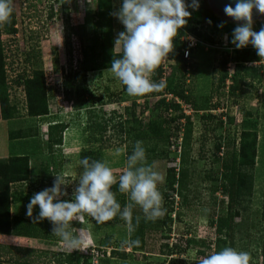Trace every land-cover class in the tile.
Segmentation results:
<instances>
[{"label": "rangeland", "instance_id": "rangeland-1", "mask_svg": "<svg viewBox=\"0 0 264 264\" xmlns=\"http://www.w3.org/2000/svg\"><path fill=\"white\" fill-rule=\"evenodd\" d=\"M190 3L191 0H186V4ZM120 4L121 0H13L17 31L13 35L0 33V43L5 56L8 102L15 109L16 115L11 119L0 118V161H6L16 155H26L29 159V175L37 177L40 184L37 183V188L31 191L25 183L9 185L12 192L22 189L25 197L24 201L20 202L13 196L9 214L28 217L25 206L32 195L52 186L55 177L49 169L65 177L64 187L67 196L61 199L70 200L77 185L76 179L82 170L79 160L85 156L107 162L118 180L126 166L125 157L131 153L135 145L136 141L133 142L135 136L133 132L127 134L119 131L115 125L113 127L106 125L105 131L101 132L95 127V123L100 121L101 115L107 117L111 112L125 115L126 108L132 107L141 122L142 129L139 128L141 130L145 129L148 122L153 120L158 122L179 112L190 116L192 133L186 150L188 162L186 167L190 171L186 193L188 202L180 206V197L173 194L174 210L168 213L172 218L171 222L164 221L149 230L145 235L144 247L139 250H131L127 246L128 229L123 220L113 218L98 224L92 217L85 215L82 217V223L72 222L84 237L79 249H69L59 238L51 234L48 237L0 234V245L7 244L21 249L20 251L0 249V264H20L14 262V258L17 255L21 258L26 256L23 251L26 248L33 249L36 253L46 252L45 255L38 257L34 255L35 253L30 256L34 258L35 263L38 262L37 264H54L56 254L72 251L97 256L104 249L108 255L109 249L100 247L102 238L106 236L111 238L114 248L127 252L125 259L110 256L109 264H198L203 258L198 251L204 248L205 243L212 244L210 253L214 249L217 252L222 249L221 242L216 246L213 244L214 234L209 227V219L225 214V197L213 192L211 190L213 182L205 178L209 172L216 175L221 170H228L229 166L214 157V145L220 142L225 150L224 143L231 139L237 150L242 132H255L256 145L254 167L252 170L246 168L245 171V175L253 173L251 197L241 199L235 207L238 209L234 225L235 250L247 252L250 257L249 264H261L264 225L261 220L264 183V58L259 57L261 63H256L260 76L253 80L248 77L245 79L241 87L244 90V97L238 99L236 104L231 97L226 96L230 80L225 81V86L211 95L212 69L216 62L213 59L214 50L218 48L231 52L235 48L231 46L232 44L228 45V35L217 32L216 28L221 24L224 29L237 27L243 22L229 24L231 21L220 17L207 0H199L198 9L193 10L191 7L187 9L191 16L186 18L187 23L173 38L177 52L180 51L182 44L175 46L176 39L183 43L185 37L191 36L195 39V46L186 63L194 64L195 72L184 75L183 86L188 97L179 100L178 111L172 109L166 111L165 107L158 103L161 97L156 92L143 96L128 95L125 86L112 74L109 64L85 73V84L92 91V97L76 99L72 95L68 99L63 91V80L65 74L76 71L78 73L74 85L81 82L80 61L84 47L92 46L95 40L107 38L111 43L112 52L122 54L120 46L115 45V39L124 31V26L112 15L118 11ZM262 26L264 14L253 20L254 31L258 32ZM206 35L211 41L205 38ZM245 48L251 51L254 47L249 44ZM230 49L232 50L229 51ZM94 51H97L96 48ZM173 64V59L164 57L162 63L164 74L170 72ZM234 65L233 62L228 64L231 73ZM33 70L41 72L47 92L46 104L49 113L40 118L26 115L23 86L14 83L19 75L22 79L27 78ZM175 76H178L177 71ZM98 97L102 98L103 103L98 102ZM169 98L165 97V102H168ZM133 102L136 106L131 107ZM195 103L205 104L207 109L193 111L192 105ZM213 104H217L218 108L211 109ZM206 114H212L214 118L206 119ZM51 121H58L66 126L61 133L55 132V145L46 143L47 135L49 136L47 123ZM179 122L182 124L183 119ZM179 130L176 128V122L168 124L166 132L171 135L170 144L165 147L168 153H172L171 144L174 140L182 138ZM58 134L60 137H57ZM17 136L25 137L16 138ZM148 136L152 137L151 134ZM149 140L141 141L144 147L152 143ZM162 146L158 143L154 155L146 156V164L153 166L165 177L167 168L178 166V160L176 161L173 154H168L166 159L161 153ZM231 149L232 147H229V150ZM97 151L100 157L95 158L91 152ZM44 166L46 171L43 172ZM158 187L160 191L168 192L165 180ZM162 198L164 207L166 199L163 195ZM116 199L128 202L126 194L117 193ZM135 210H140L139 206H136ZM38 212L39 208L35 206L33 216ZM157 220L160 221L161 218ZM36 228L37 232L44 228V232L49 233V229L43 225L36 223ZM190 239L196 243L187 244L186 240ZM174 243L178 247L169 254L167 250H170ZM163 244H167L168 247L164 248ZM96 256L91 261L97 262Z\"/></svg>", "mask_w": 264, "mask_h": 264}, {"label": "trees", "instance_id": "trees-1", "mask_svg": "<svg viewBox=\"0 0 264 264\" xmlns=\"http://www.w3.org/2000/svg\"><path fill=\"white\" fill-rule=\"evenodd\" d=\"M229 24H232V22H229ZM234 28L235 27H228L227 29H224L223 27L216 28L217 32L228 35L229 46L231 44L230 38ZM16 31L17 30L15 27V19L13 13L11 16L10 23H4L0 25V33L13 35L16 33ZM205 38L211 41L209 36L206 35ZM109 42V39L102 38L101 40L93 41L92 46L88 48H83L82 59L80 61V72L82 78L81 82L77 85H74V81L77 77L78 72L74 71L73 73L65 74V78L63 80V91L65 97H67L68 99H70L72 95H74L76 99L92 97V91L87 88L85 84V73L87 71L100 69L102 66L104 67L105 64L110 65L113 58H119V56L121 55L119 53L112 52L111 43ZM180 43L182 44L180 51L177 52L175 50V47L173 51L168 55L169 58L174 60V64L171 66L170 72L167 75L164 74L162 62H160V64L155 68V70L151 74V79L154 82L163 81L166 83V87L156 92V94L161 97L158 103L163 105L166 111H168L169 109H172L173 111L179 110V106L174 101V98L183 100L188 97L187 90L183 86L184 75L194 74L195 72V65L187 64V66L186 63L188 62V60L183 58L182 49L185 47V44L176 39L175 46H179ZM95 48L97 51H94ZM250 58L254 60L259 59V56H257L255 50L250 51L247 48H234L231 52H225L218 48L214 50L213 59L216 62L212 69L213 72L211 81V95L215 94L219 88H223L225 86V81L229 79L230 84H228L227 86L228 91L226 92V96L231 97L233 99V103L235 104L237 103L236 101L238 99L243 98L244 90L241 87L245 79L248 77L249 79L253 80L260 76V70L257 66L243 64ZM228 62H233L235 64L230 77H228V73L226 71V64ZM4 66L5 56L2 52V46L0 43V118L11 119L15 117L16 112L15 109L10 106L8 102V84L5 78L6 74ZM176 71L178 72V76H175ZM20 76L21 75L18 76V79L14 80V83L18 86H23L26 99V115L30 117L39 118L46 116L49 113L46 104L47 92L41 72L38 70H33L30 76L23 79ZM168 94L172 97L169 98L170 100H167L168 102H165V95ZM97 100L99 103H103L102 98L98 97ZM132 105L136 106L135 102L131 104V107ZM192 107L193 111H202L204 109H207L205 104L195 103L192 105ZM217 108V104H213L211 109ZM124 113L125 115L123 113L114 114L113 112H111L107 117L101 115L102 120L98 117L100 121L95 123V127H97L101 132H104L106 125H109L111 127L115 125L119 128V131L125 132L127 134H131L133 132L135 136L133 138V142L138 140L142 141L144 139H150L149 141L150 143H152L149 146L144 147L146 149V156H149L151 154L154 155V150H156L157 144L161 143L163 145L161 148V153L167 159V155L169 153L165 149V147L166 145L170 144L171 135L167 134L166 130L170 122H176L177 130L180 129L182 133L178 166L177 168H167L165 181L168 192L164 193L160 191L166 199V204L164 206L166 209L165 215L163 216V218H161L160 221H158L157 219L155 221H145L141 210H135V208L133 209L134 231H132L131 233H129L128 231V241L138 239L140 243L138 246H129L127 243V246L131 250H139L144 247L145 235L149 230H151L155 226H158L164 221L171 222L172 218L171 216H168V213L174 210L175 201L173 194H176L180 197V206L186 205L188 202L186 198V193L188 192L187 183L189 182L190 171L186 167L188 163L186 159V150L189 147L188 145L192 133V122L189 115H185L179 112L175 116L161 119L158 122L155 120L148 122L145 126V129L141 130V122L137 119V115L135 114L133 107L131 109L126 108ZM205 118L213 119L214 116L212 114H206ZM182 119L183 123L181 124L179 121ZM51 122H49L48 125V143L50 145H54L56 137L55 132L59 131V133H61L66 126L65 124L58 121ZM131 124L133 126H131ZM150 134L152 137L148 136ZM240 135L241 138L239 139V145L237 150L236 145L231 139H227L226 143H224V146L226 148L225 150H223L220 142L215 143L213 149L214 157L222 164L228 165L229 168L228 170H221L216 175L212 174V172H209L205 178L208 181L213 182V184L211 185V190L213 192H218L221 194L222 197H225V214L217 215L215 218L211 217L209 219V227L213 230L214 234L213 244H215L216 246L219 244V242H221L222 249L225 247H231L235 249L236 242L234 236V225L235 219L238 215V209L236 210L235 207L241 201V199L251 197L253 186V173L251 172L250 174L245 175V171L246 168L247 170H252L254 167L256 133L242 132ZM27 136L28 135H26V137ZM19 137L25 136H17L16 138ZM57 137H60L59 134L57 135ZM247 138L250 139L248 141H245ZM229 147H232V149L229 150ZM91 153L95 155V158L100 157L98 151L97 153ZM126 158L127 156L125 157V160ZM42 171H46V166L43 167ZM16 183H25L27 187L30 188V191L37 188V183L40 184V180H38L37 177L29 175V159L26 155H16L13 157H9L6 161H0V234H15L29 237H48V235L50 234L53 235L51 233L52 224L48 220L43 219L37 224L43 225V227L48 228L49 233L44 232V228L40 229L39 232H37L38 229L36 228V223H33L30 217L16 215L11 216L9 214V205L13 200V196L17 201L20 202H23L25 199L22 189L15 190L13 192L10 191V186ZM112 190L116 194L119 193L118 185H113ZM121 195L123 194L121 193ZM119 203L123 207V205L125 204V200H120ZM137 216L140 217L138 223L136 221ZM177 216H179L178 213ZM116 219L118 220L119 218ZM261 220L264 224V183L262 186ZM186 242L187 244H190L191 242L196 243V241L192 239L186 240ZM211 246L212 244L210 242L205 243L204 248L199 249L198 253L204 257L205 255L210 253ZM100 247L108 248L109 251L108 255H106L104 249L101 250V252H99L100 254L96 256L97 262L91 261L93 258L92 254H80L77 251H72L56 254L57 256L54 264H109L110 256L120 259H125L127 256V252H125L124 250H117L112 246L111 238L109 236L102 238ZM163 247L166 248L168 247V245L163 244ZM177 247L178 245L176 243L172 244L171 249L168 248L170 250H167L168 253L172 254L173 249H176ZM5 248L13 249L15 251L21 250L18 247H14L7 244L0 245L1 250ZM206 250L208 251L206 252ZM23 251H25L26 256L21 258L17 255V257L14 258V262L20 264H37L38 262L35 263L34 258L30 256H33V253H35L34 255H36V257H38L39 255L46 254V252L43 251H39L38 253H36L35 250L30 248H26ZM261 253V264H264V225Z\"/></svg>", "mask_w": 264, "mask_h": 264}, {"label": "clouds", "instance_id": "clouds-1", "mask_svg": "<svg viewBox=\"0 0 264 264\" xmlns=\"http://www.w3.org/2000/svg\"><path fill=\"white\" fill-rule=\"evenodd\" d=\"M12 4L13 0H0V25L10 23L14 11ZM189 7L198 9L199 0H191L190 4H186V0H121L118 11L112 15L124 26V31L115 39V45L120 46L122 54L113 58L110 68L128 95L143 96L166 87L163 81L154 82L151 74L173 51V38L187 23L186 18L191 16L187 10ZM253 9L264 14V0H236L235 7L225 6L226 15L244 21L233 29L230 43L236 49L250 44L256 49L257 56L264 58V26L258 32L253 30ZM79 165L82 170L70 200L61 199L67 196L65 177L49 169L55 177L52 186L34 193L25 206L26 215L33 223L47 218L52 224L51 233L69 249L77 250L83 243V234L72 222L82 223L85 215L98 224L119 218L125 222L129 233L134 231L133 209L136 206H139L145 221H155L165 215L158 187L165 177L146 164V149L141 141H136L127 155L125 169L118 180L105 161L85 156L79 160ZM113 185H118L119 193L127 195L128 202L123 207L116 199ZM35 206L39 212L33 216ZM139 219L137 216V223ZM126 243L138 246L140 241L136 239ZM249 261L247 252L225 247L205 255L198 264H249Z\"/></svg>", "mask_w": 264, "mask_h": 264}, {"label": "built area", "instance_id": "built-area-1", "mask_svg": "<svg viewBox=\"0 0 264 264\" xmlns=\"http://www.w3.org/2000/svg\"><path fill=\"white\" fill-rule=\"evenodd\" d=\"M225 39H226V37H225ZM195 39H193L191 36H189V37H185L184 38V44H185V47L182 49V51H183V58L184 59H186V60H189V57H190V54H191V52H192V50H193V48H194V46H195V41H194ZM233 46V45H232ZM245 48V47H244ZM242 49V48H241ZM253 50H255L254 48H252ZM232 49H230L229 51H231ZM256 51V50H255ZM161 62L163 63L164 62V58L161 60ZM256 63H261V60H254V59H248V61H246V62H244L243 64L244 65H253V66H256L257 64ZM228 64H230V62H228L227 64H226V71H227V73H228V77H230L231 76V72H230V68H229V66H228ZM229 79H227L226 80V82L228 81ZM167 96H169L170 98L172 97L171 95H165V97L167 98ZM179 100L180 99H178V98H174V101L176 102V103H178L179 102ZM180 142H181V137H179V140H174V142L171 144V150H172V153L170 152L169 154H173V155H175V157H176V161L179 163V155H180ZM173 167H175V166H173ZM175 168H177V166L175 167ZM94 256H96V255H94ZM93 256V257H94ZM94 262V261H93Z\"/></svg>", "mask_w": 264, "mask_h": 264}, {"label": "water", "instance_id": "water-1", "mask_svg": "<svg viewBox=\"0 0 264 264\" xmlns=\"http://www.w3.org/2000/svg\"><path fill=\"white\" fill-rule=\"evenodd\" d=\"M207 1L210 4V6L213 8V10L220 17H222V18H224L226 20H229L231 22H235V23L244 22L242 20L241 21H237L234 18L226 15L225 12H224V8H225L226 5H231V6L235 7L236 0H207ZM259 16H261V14L258 13L256 9H253V11H252L253 20L255 18H258Z\"/></svg>", "mask_w": 264, "mask_h": 264}, {"label": "crops", "instance_id": "crops-1", "mask_svg": "<svg viewBox=\"0 0 264 264\" xmlns=\"http://www.w3.org/2000/svg\"><path fill=\"white\" fill-rule=\"evenodd\" d=\"M37 141V140H36Z\"/></svg>", "mask_w": 264, "mask_h": 264}]
</instances>
